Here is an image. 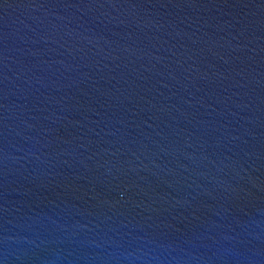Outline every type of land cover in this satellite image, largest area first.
Returning a JSON list of instances; mask_svg holds the SVG:
<instances>
[{
  "label": "water",
  "instance_id": "water-1",
  "mask_svg": "<svg viewBox=\"0 0 264 264\" xmlns=\"http://www.w3.org/2000/svg\"><path fill=\"white\" fill-rule=\"evenodd\" d=\"M0 264H264V0H0Z\"/></svg>",
  "mask_w": 264,
  "mask_h": 264
}]
</instances>
